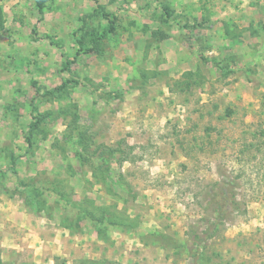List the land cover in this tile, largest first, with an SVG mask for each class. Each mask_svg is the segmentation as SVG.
<instances>
[{"label":"rangeland","instance_id":"rangeland-1","mask_svg":"<svg viewBox=\"0 0 264 264\" xmlns=\"http://www.w3.org/2000/svg\"><path fill=\"white\" fill-rule=\"evenodd\" d=\"M0 264H264V0H0Z\"/></svg>","mask_w":264,"mask_h":264}]
</instances>
